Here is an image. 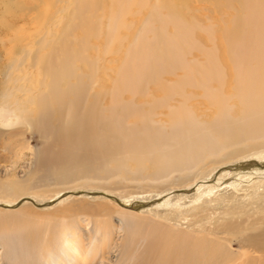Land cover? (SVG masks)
Segmentation results:
<instances>
[{"label": "bare ground", "instance_id": "6f19581e", "mask_svg": "<svg viewBox=\"0 0 264 264\" xmlns=\"http://www.w3.org/2000/svg\"><path fill=\"white\" fill-rule=\"evenodd\" d=\"M21 4L4 12H32L33 28L0 15L4 32L32 33L25 43L22 34L0 37L6 54L16 56L0 67V126L20 136L36 129L41 143L30 156L36 173L0 186L4 197L18 191L25 197L17 204L35 207L11 208L15 199H8L0 234L25 220L60 223L66 262L84 264L109 240L101 226L94 234L88 227L109 209L126 232L145 231L136 236L146 247L140 264H264V171L244 169L264 170V0ZM109 54H121L115 68L103 63ZM20 136L18 151L25 147ZM45 191L53 194L41 198ZM131 195L149 202L140 211L115 206ZM175 226L208 235L215 260L202 253L196 260L203 236L186 235V243L169 234ZM235 239L238 252L231 250Z\"/></svg>", "mask_w": 264, "mask_h": 264}, {"label": "rangeland", "instance_id": "374dc122", "mask_svg": "<svg viewBox=\"0 0 264 264\" xmlns=\"http://www.w3.org/2000/svg\"><path fill=\"white\" fill-rule=\"evenodd\" d=\"M26 1L28 2L29 0H26ZM21 2L22 0H2V1L0 0V15L2 14L6 20L12 22L16 26L25 27V28H28V27L33 28L35 24L31 22L29 19L32 15V12H28L26 16H25V12H20L17 14V16H13L11 14H7L4 12V11L8 12V10H11L10 8H8V6L9 7L12 6L11 8L13 9V12L18 11L21 7H23ZM196 7H199V5L197 4ZM215 13H216L215 11L209 13V17H211L213 21L216 23L217 15H215ZM196 20L200 23L208 24V21L203 16V14L200 12H196ZM4 30L5 29H3L0 26V37L2 38L11 37L14 40L16 36V39L19 40V37H20L19 35L22 34V37L26 36L25 37L26 39L24 38V43L32 40L31 30H29L28 36H27L28 30L26 31V34H25V30H21V29L16 32H12L9 29H7L6 32H4ZM199 35H201L202 40L205 42L207 37L204 34L200 33L199 31H196V37H198ZM28 38L30 40H27ZM5 44L7 45V47L11 45L7 40ZM6 52L7 50L6 51L5 49L3 50V47L0 44V67L2 66L3 63L5 64L6 61L12 60L16 57L12 52H11L12 54L11 53L6 54ZM121 54L120 56L115 55V54L106 55L104 57L105 59H103V63H105L106 67L115 68L117 66V62L121 59ZM221 60L228 64L226 57L225 58L221 57ZM81 66L83 68L86 67L84 64H81ZM101 75L103 76L104 74H101ZM104 76L102 77L104 84H107V85L110 84V77L108 76L104 77ZM110 76H113L112 72H110ZM1 82L2 80H1V75H0V88H1ZM51 123L56 124L57 121L53 120ZM19 136L20 135L16 134L15 128H7V127L0 126V186H2L6 182H13V181L18 182L16 184H19V185L23 184L19 181L23 182L24 179H26L30 173H33V174L36 173V170L33 167V162L31 158H32L33 150L36 148V146L40 145L41 143L40 134L36 129L32 128V129L27 130L23 135H21L20 138L23 139L24 146H25V147L20 146L21 151L17 150L19 146H17V144L14 142V139L19 138ZM26 145H28V147H26ZM21 154H24V155H21ZM19 155H21V157ZM29 158H30V161H28ZM30 162L32 163V165ZM257 167L253 165H248L244 167V169H248L253 172L256 169L257 171H261V172L264 171L263 169L257 168ZM85 187L86 186H78L75 188V190L85 191L86 190L84 189ZM88 188L89 189L97 188L101 190L100 187L92 186V185L88 186ZM42 193L45 195H43L44 197L40 196L41 198H49L45 196L53 194V191L51 192L45 191V193L44 192ZM38 194L41 195L40 193ZM35 195L38 196L36 192H35ZM22 197H25V194L19 193L18 191H15L13 195L10 197H4L0 193V209L2 210V208H10L6 206L8 203L7 202L8 199H15L14 201L10 200L11 202H14L11 208L12 207L19 208L20 206L23 207L25 205H30L31 207H35L31 205L29 202H23V203L20 202L17 204L16 202H18V199ZM140 197H141L140 195H138L137 197L136 195L134 196L131 195L129 198H123V197L122 199L118 198V200L116 201V204L115 203L114 204L117 207H127L130 209H136L137 211H140L144 207L143 203L149 202V201H143L142 198ZM77 204L80 205L79 203ZM96 209L97 207L96 208L94 207V211H96ZM92 210L93 209H89V215H91L90 213L92 212ZM81 215L82 214L78 215V217ZM116 216L117 215L114 213V211H111L108 209L107 213L103 216V218L101 216L98 218L96 217L95 221L91 222L88 225V227L91 228L92 234L95 233V227L97 225L101 226L100 228L103 230V232L107 231L105 235L109 237V240L108 241L105 240V242L101 244V246L103 247V250L98 251V253L95 256V259H93L92 261L87 260L84 264H140L138 255L140 256V254L145 250L146 247L144 248L145 243L141 242V240L136 238V236L139 234H144L145 231L138 229L135 232H129V231L126 232L125 229L121 227V224L119 223V219L117 218L118 216L117 217ZM219 218H222V217L217 216V219L219 223L221 224V222H223L224 220L223 219L221 220ZM72 220H73L72 221L73 225L75 226L77 225L78 227L82 229L84 225L82 224V222L81 224H76L77 222L74 221V219ZM229 222L226 220V223H229ZM213 223L214 221H211V224ZM85 227L87 228V226ZM60 228H61L60 223L58 225L55 222L42 223L38 220H30V221L25 220L23 223L10 227L9 228L10 231L7 233L8 236H5L4 234L3 235L0 234V237H1L0 238V264H69L66 261H67V258L68 259H71V258L68 255H66L65 253L66 250L64 249L61 242H59V240H61V237L59 236ZM230 228L233 229V226H230ZM241 228H244V226H241L235 231H230V233L233 232L235 235L236 234L235 232H237ZM168 229H169V234L175 235L179 239H184L186 235L190 236L189 238H192V237L198 238V237L203 236V242L200 245L202 249L199 251L195 250V255L198 253V255H196V260H199L200 257H203L201 256V253L207 258V254L211 252L210 246H212L213 254L215 253L211 238L205 233H203L202 231L188 230V231L179 233V232L172 230V229H179L177 226H175V228L168 227ZM202 229L206 230L205 228H202ZM85 231L87 232V229H85ZM155 232L163 233L162 230L161 231L155 230ZM248 235L253 236V234H248ZM130 237H133V238H130ZM9 240H11V243H8V242L6 243V241H9ZM205 240L207 241L206 247L204 245ZM184 241L188 243V242H192V239H188V240L184 239ZM237 243H238V239H235L234 241H232L233 247L231 250L233 252H238V250L240 249ZM161 249H164V246L158 245V252ZM91 252L92 251L90 250L89 253L87 254V257H86L87 259L89 258V255L91 254ZM256 254L257 253L255 254L253 253V255L255 256ZM208 256L212 257L209 254ZM162 257L164 258V260L169 259L167 258V255L165 252L163 253ZM212 258L215 260L216 255H213ZM178 262L184 263L183 261H180V260ZM204 263H205L204 260H199L196 264H204ZM214 263L216 262L208 261L206 264H214ZM251 263L254 264V261H251ZM165 264H168V262H166Z\"/></svg>", "mask_w": 264, "mask_h": 264}]
</instances>
